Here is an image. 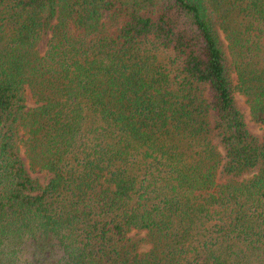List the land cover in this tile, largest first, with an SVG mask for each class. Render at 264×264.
<instances>
[{
    "label": "trees",
    "instance_id": "trees-1",
    "mask_svg": "<svg viewBox=\"0 0 264 264\" xmlns=\"http://www.w3.org/2000/svg\"><path fill=\"white\" fill-rule=\"evenodd\" d=\"M0 264H264V0H0Z\"/></svg>",
    "mask_w": 264,
    "mask_h": 264
},
{
    "label": "rangeland",
    "instance_id": "rangeland-1",
    "mask_svg": "<svg viewBox=\"0 0 264 264\" xmlns=\"http://www.w3.org/2000/svg\"><path fill=\"white\" fill-rule=\"evenodd\" d=\"M235 98L237 101V105H238L240 111L242 112L243 119H244L248 129L253 133H260L262 131L261 126L258 123L254 122L253 119L251 118L250 110H249L248 104L245 101V97L243 95L239 94L238 92H236ZM27 103H28V105L33 104V100H32L29 93H27Z\"/></svg>",
    "mask_w": 264,
    "mask_h": 264
}]
</instances>
